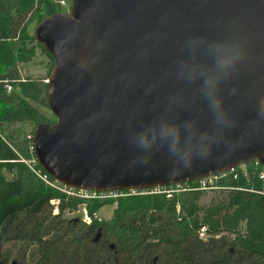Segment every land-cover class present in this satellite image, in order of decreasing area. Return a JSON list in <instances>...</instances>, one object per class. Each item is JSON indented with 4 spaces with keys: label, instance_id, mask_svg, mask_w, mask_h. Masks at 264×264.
Wrapping results in <instances>:
<instances>
[{
    "label": "water",
    "instance_id": "obj_1",
    "mask_svg": "<svg viewBox=\"0 0 264 264\" xmlns=\"http://www.w3.org/2000/svg\"><path fill=\"white\" fill-rule=\"evenodd\" d=\"M191 36L234 37L246 49L221 84L228 113L215 125L199 93L178 75L180 61L210 66ZM35 38L54 56L47 79L56 116L33 131L37 162L58 182L91 192L146 190L219 175L258 160L264 165V0H72L69 13L45 17ZM235 88V94L229 95ZM195 121L212 134L213 152L172 169L166 151L143 155L130 134L157 119Z\"/></svg>",
    "mask_w": 264,
    "mask_h": 264
},
{
    "label": "trees",
    "instance_id": "obj_2",
    "mask_svg": "<svg viewBox=\"0 0 264 264\" xmlns=\"http://www.w3.org/2000/svg\"><path fill=\"white\" fill-rule=\"evenodd\" d=\"M61 1L0 0V264H264V165L258 160L219 176L208 189L196 180L117 197L69 195L36 174L33 167L45 171L31 163L34 129L22 126L57 118L46 82L54 56L31 26L66 13ZM40 54L47 75L24 76L21 67ZM114 205L111 217L101 216Z\"/></svg>",
    "mask_w": 264,
    "mask_h": 264
},
{
    "label": "clouds",
    "instance_id": "obj_3",
    "mask_svg": "<svg viewBox=\"0 0 264 264\" xmlns=\"http://www.w3.org/2000/svg\"><path fill=\"white\" fill-rule=\"evenodd\" d=\"M203 41L204 47L199 49L210 58L211 65L204 66L180 61L178 75L189 84L199 82V93L207 105L209 114L215 125H226L228 113L225 98L221 95V84L238 69L247 55L244 44L237 38L226 37L209 41L207 37L191 36L185 41L189 56L194 57L198 49L194 42ZM231 89L229 95L235 94ZM259 113L264 116V100L259 102ZM130 142L143 155L142 162L154 151H166L172 169L181 171L191 168L197 161L207 160L213 152L212 134L197 128L195 121L174 122L168 119H157L147 122L130 134Z\"/></svg>",
    "mask_w": 264,
    "mask_h": 264
},
{
    "label": "built area",
    "instance_id": "obj_4",
    "mask_svg": "<svg viewBox=\"0 0 264 264\" xmlns=\"http://www.w3.org/2000/svg\"><path fill=\"white\" fill-rule=\"evenodd\" d=\"M62 2H64V1H62ZM5 89L7 90L8 93H11L14 90L13 85L10 84L9 82H6ZM31 148H32V150H34L33 149V145H32ZM36 162H37L36 159L33 160V161H31L32 164H35ZM33 169L36 172V174L39 177H41L50 186H52L54 188H57V189L63 191L64 193H67L69 195L78 196V197H86V198H92V197H117V196L124 195V194H135V193H138V192L139 193L162 192V191H164V188H166V187H154V188L146 189V190H128V192H126V193H124L122 191H110V192H102V193H99V192H91V191L79 190V189L71 188V187L66 186V185H61L60 182H58L56 179H53L52 180L50 178V176H49L48 173L42 172L41 170L35 169L34 167H33ZM235 169H232L230 171H227L226 173L234 172ZM219 176H222V174H219V175H211V176H208V177L199 179L198 181L200 182V185H201L200 188L201 189H208V188H210V186L215 182L214 180H216L217 178H219ZM261 177L262 178L264 177V172H262ZM51 202H52V204H54V205L57 206L58 203H59V200H55L54 199V200H51ZM57 209L55 210V213L58 211ZM84 211H85V214H86L85 219L87 221H90V217L88 216V212L86 210H84Z\"/></svg>",
    "mask_w": 264,
    "mask_h": 264
},
{
    "label": "rangeland",
    "instance_id": "obj_5",
    "mask_svg": "<svg viewBox=\"0 0 264 264\" xmlns=\"http://www.w3.org/2000/svg\"><path fill=\"white\" fill-rule=\"evenodd\" d=\"M61 3H62L63 6L68 8V10L65 11V12L69 13L70 7L72 5V2H69V1L65 0L64 2L61 1ZM36 26L37 25L35 24V22H33L32 26H31V30L34 31V33H35ZM35 59L36 60L33 63L25 64V65H23L21 67V70H22V73H23L24 76H26V75H33V76L42 75V76H46L47 75L48 69L46 67V63H47L46 56L40 54ZM45 112L51 116L50 112H47L46 110H45ZM22 127H23V129H25L26 132H29V131H31V130H33L35 128L32 124H26V125H23ZM225 173H222V176H224ZM114 207H115V205L114 206L105 207L100 213L101 216H104L105 218L111 217ZM81 212H83V215L85 217L86 216L85 211L81 210ZM56 213H58V212H56Z\"/></svg>",
    "mask_w": 264,
    "mask_h": 264
},
{
    "label": "flooded vegetation",
    "instance_id": "obj_6",
    "mask_svg": "<svg viewBox=\"0 0 264 264\" xmlns=\"http://www.w3.org/2000/svg\"><path fill=\"white\" fill-rule=\"evenodd\" d=\"M84 220L87 221V220L85 219V217H84ZM87 222L90 223V222H91V219H90V221H87ZM14 264H15V263H14Z\"/></svg>",
    "mask_w": 264,
    "mask_h": 264
}]
</instances>
